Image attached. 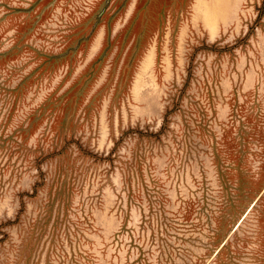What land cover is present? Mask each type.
<instances>
[{
	"label": "rangeland",
	"instance_id": "374dc122",
	"mask_svg": "<svg viewBox=\"0 0 264 264\" xmlns=\"http://www.w3.org/2000/svg\"><path fill=\"white\" fill-rule=\"evenodd\" d=\"M0 264H264V0H0Z\"/></svg>",
	"mask_w": 264,
	"mask_h": 264
}]
</instances>
